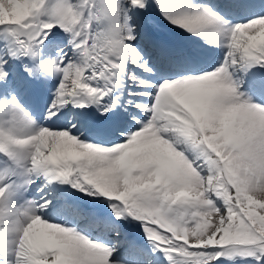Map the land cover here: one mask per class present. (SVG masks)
Here are the masks:
<instances>
[{"label":"snow or ice","instance_id":"1","mask_svg":"<svg viewBox=\"0 0 264 264\" xmlns=\"http://www.w3.org/2000/svg\"><path fill=\"white\" fill-rule=\"evenodd\" d=\"M0 264H264V0H0Z\"/></svg>","mask_w":264,"mask_h":264}]
</instances>
